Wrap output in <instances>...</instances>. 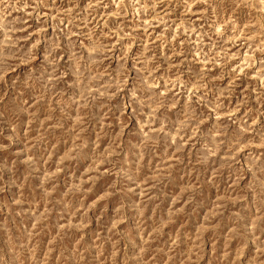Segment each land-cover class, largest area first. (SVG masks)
<instances>
[{"label":"rangeland","instance_id":"374dc122","mask_svg":"<svg viewBox=\"0 0 264 264\" xmlns=\"http://www.w3.org/2000/svg\"><path fill=\"white\" fill-rule=\"evenodd\" d=\"M0 264H264V0H0Z\"/></svg>","mask_w":264,"mask_h":264}]
</instances>
